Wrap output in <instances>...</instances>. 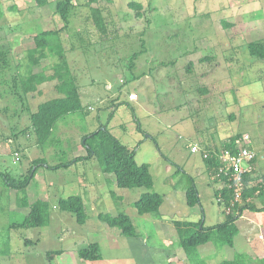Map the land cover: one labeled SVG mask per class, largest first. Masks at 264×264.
<instances>
[{"label": "rangeland", "instance_id": "1", "mask_svg": "<svg viewBox=\"0 0 264 264\" xmlns=\"http://www.w3.org/2000/svg\"><path fill=\"white\" fill-rule=\"evenodd\" d=\"M10 1L16 10L7 9ZM57 1L47 0L41 7L36 0H0L1 10L6 4L4 17H0V50H10L9 69L0 72V174L19 179L29 172L34 160H44L46 164L30 183L26 196L31 202L38 197L46 199L51 206L48 226L12 227L24 220L25 214L16 209L17 197L23 194L8 187L0 176V264H90L71 255L70 250L101 242L103 231L110 227L99 215L121 212L131 218L139 233H148L147 249L177 256L176 248L166 245L175 236L164 228L163 236L169 241L162 245L156 235L160 227L150 225L152 221L173 225L171 220H203L205 227H213L226 212L223 208L222 213L223 205L215 194L221 184L210 175L202 157L204 148L216 145L219 147L213 149L222 150L232 135L242 138V133H247L257 156L252 185L264 183V59L251 56L246 45V40L264 41V30L246 32V4L229 3L224 10L227 0L73 2L77 18L72 30L85 35L78 41L65 32L61 41L86 112L61 119L50 138L39 144L30 114L39 104L59 97L57 81L47 82L27 96L23 82L29 73L27 52L36 48L35 36L64 24L55 11ZM130 2L143 5L141 15L129 7ZM92 7L102 9L109 28L100 43L87 38V31L97 35L87 19ZM229 42L236 47L234 51H226ZM209 53L218 58L206 56ZM34 58L39 59V54ZM57 61L55 56H46L31 71L52 75ZM131 93L139 97L131 102L135 104L129 103ZM101 124H108L113 135L135 151L138 165H149L154 179L151 192L164 197L160 216L139 215L134 203L147 190L120 189L113 174L105 177L97 157L71 165L73 155L87 154L83 138ZM193 146H198L197 154L191 152ZM192 185L200 198L195 207L184 200ZM122 195L128 200L120 201ZM71 196L84 199L88 215L84 225L74 214L58 209L59 199ZM136 196V201H129ZM260 200L264 204V197ZM248 202L257 206L255 200ZM259 217L264 220V214ZM258 239L264 244V233H259ZM257 240L243 252L251 256L253 264L264 259L251 255V249L259 245ZM60 250L63 254L47 256L49 251ZM101 251L107 254L106 247ZM159 264L166 263L160 259Z\"/></svg>", "mask_w": 264, "mask_h": 264}, {"label": "trees", "instance_id": "2", "mask_svg": "<svg viewBox=\"0 0 264 264\" xmlns=\"http://www.w3.org/2000/svg\"><path fill=\"white\" fill-rule=\"evenodd\" d=\"M78 0H59L56 3V13L64 22L59 29H49L41 31L35 36L36 48L29 50L27 56L30 57L27 69L29 70L23 82V92L27 96L29 93L38 91V87L47 83L57 81L55 86L59 97L50 99L39 104L37 110L30 114V121L39 144H44L52 135L55 125L62 119L75 113L86 112L82 104L77 78L71 72L67 58L66 49L61 41V35L69 32L68 36H72V40L83 41L85 34H80L72 30V23L77 18L76 8L73 2ZM98 0H89V2H96ZM41 7L46 6L47 0H36ZM79 2V1H78ZM129 7L136 10L137 15H141L143 5L139 2H130ZM91 14L87 17L93 25V32L97 35H92V32L87 31V38L92 43H100L104 41L109 34V28L106 17L102 9L91 8ZM225 26L229 24L225 23ZM57 40L54 42L53 39ZM95 38H97L95 40ZM99 39V40H98ZM69 40V41H72ZM251 56L264 59V41H254L247 45ZM72 50H76L75 45H72ZM39 54V59H35L34 55ZM138 54L134 55V59ZM46 56H55L58 61L53 65V74L46 75L45 73H33L31 71L34 64ZM133 59V60H134ZM210 59L208 57L204 58ZM10 50H0V72L9 69ZM134 66V64H133ZM127 102H121L120 104ZM118 106V105H116ZM113 113H110L109 121L113 118ZM240 134L232 136L224 144L222 150H230L237 154L238 150L236 144L240 139ZM83 146L87 150V156L78 157L73 160V163L83 160H89L97 157L102 171L105 174H113L115 176L116 184L120 189H135L145 188L147 192L143 193L139 199L134 203V206L139 215L151 214L160 216V208L164 203V197L158 193L151 192L154 186V179L150 172V167L147 164L138 165L135 160V151L130 150L126 145L116 138L110 131L108 124H101L99 128L86 135L83 138ZM206 151V150H204ZM204 151L202 157L204 159ZM212 151V150H211ZM209 151L210 153H212ZM218 152V151H217ZM206 167L210 175H213L217 170L219 163L212 157L211 159H204ZM45 161L36 159L32 162V166L27 174H23L21 178L15 179L10 175L0 174L4 179L5 184L11 189L15 190L18 196L16 200V209L23 212L24 220L21 223L13 224L14 228H42L48 226L51 221V206L46 199L37 198L31 202L30 198L26 196L27 188L32 180L35 179L36 174L44 166ZM70 165V164H69ZM65 165L63 167H68ZM61 166H50V169H59ZM212 173V174H211ZM251 182V173L245 175V183ZM261 187H263L261 185ZM256 193L262 197L263 191L259 186L245 188L243 192V203L240 206L235 204L232 213L226 214L223 223L217 224L213 227H205L203 220L199 222H189L180 220H171L178 234V247L182 248L190 264H206L201 258L200 250L207 246L213 245L216 250H221L225 247H234L235 238L239 233L236 221L242 216L245 210L263 211L264 208L258 210L251 205V199ZM217 199L222 198L223 202L220 205L230 208L231 202L234 199V192L227 187L216 191ZM120 201L121 198H119ZM248 202V203H247ZM186 203L190 207H195L200 203L199 192L195 185H192L186 190ZM58 209L61 212L72 213L76 217V221L84 225L87 221L88 215L86 211V204L81 196H71L69 198H60L58 201ZM238 214H235V213ZM99 218L104 221L110 228H117L121 234L129 238H137L140 236L136 230L133 221L125 213H119L117 216L110 214L99 215ZM30 240H28L29 242ZM101 246L98 243H91L87 247L78 251L79 258L83 261L93 262L102 260ZM63 251H49L47 256L61 255ZM251 257L244 254H236L233 260L224 261L221 264H253ZM257 263L264 264V259L257 261Z\"/></svg>", "mask_w": 264, "mask_h": 264}, {"label": "crops", "instance_id": "3", "mask_svg": "<svg viewBox=\"0 0 264 264\" xmlns=\"http://www.w3.org/2000/svg\"><path fill=\"white\" fill-rule=\"evenodd\" d=\"M231 1L232 0H227V2L225 3L226 7H223L224 10L229 8V3L230 4L234 3L235 6L241 5V4L242 5L246 4V32H251L253 30H259V29L264 30V0H246V2H245V0H233V2H231ZM10 3H12V4L9 5V7L7 9L11 11V10H14L15 8L11 7L12 5H14V2L10 1ZM5 6H6V4L4 3V8H2V10L0 9V17L1 16L4 17ZM236 19H240V17H238ZM232 23H235V21L233 20ZM228 26H233V25L229 24ZM250 42H254V41L249 40L247 42V40H246V45H248ZM212 45L215 46L216 44H212ZM232 45L233 44H231L230 42L227 43L226 44V47H227L226 51H234L236 47H232ZM206 56H208L210 58L211 57L212 58H218V56H216L213 53H209ZM101 102H103V101H101ZM129 103H131V102H129ZM131 104H135V103H131ZM234 135H232V136H234ZM243 135H248V134L242 133V136ZM214 146L217 148L219 147V146L213 145L209 149L204 148V150H206V151L207 150H216L218 152L221 151L220 150L221 147H220V149H213ZM250 146H253V144L251 142V138H250V143L246 144V147L248 149H250L251 151H253ZM83 150L84 149L82 148V151ZM194 154H197V153H194ZM85 156H87V154L84 152L80 153V155H76V156L73 155V160L75 158L85 157ZM256 162H257V157L255 158V160L253 162V166H255L254 167L255 173H254V175H252L253 174V171H252L251 182L249 183V188L255 187V185L253 184L254 185L253 186L252 183L253 182L255 183V179L253 177L257 176V170H256V164L257 163ZM103 174L106 177L107 174H105L104 172H103ZM262 186L263 187L260 186L259 188H260V190L263 191L262 197H264V183L262 184ZM115 194H116V192H115ZM257 195H259V193H256L251 198V200H255V203H256L255 206L257 205L256 209L260 210V209L264 208V204L261 203V200H260L261 196L259 195L260 197H258ZM120 198H121V200L123 199L124 202L126 200H128V199H126V197L124 195H122ZM137 199H138V197L136 196V197L130 199L129 201L134 202ZM184 200H186V193L184 196ZM258 203H259V206H258ZM223 208L224 207L222 206V213L224 214ZM263 214H264V210L260 211V212L245 210L243 212L242 216L236 221V225L239 229V233H238L237 237L235 238L234 247H232V248H230V247L226 248L225 247L221 250H216L215 247L212 245L210 247L205 246L200 250L201 258L204 259L206 264H221L224 261L233 260L236 254H243V252H246V246L248 244L256 241L258 239L259 233L260 234L264 233V220L259 217L260 215H263ZM148 215L149 214L141 215V216L148 217ZM224 220H225V214H224V219H222V221L220 220V223H223ZM153 223H155L156 225H159V227H160V229L156 233V235H157V240H159V241L161 240L162 245H165L164 242L167 243L169 241V239H166L163 236L165 234L163 232L164 228L165 229L167 228L175 236V239L168 242L166 245H168L169 247L170 246L175 247L177 256H171V253L166 254V253H163V251H160L158 254H156V252H154L153 250L147 249L146 246L150 242V238L148 236V233L146 235L144 232H141V233H139L140 234L139 238H136L135 240H133V239L126 240L124 238H121V236H123L121 234V231L118 232L117 230H115L116 228H109L108 230L103 231L101 242H96L101 246V249H103L104 247L107 248V254L105 252H102V256H103L102 260L93 261L94 263L92 262L90 264H159L160 259L162 260V262H164L166 264H188L187 262H189V261L186 257L184 250L182 248L178 247L179 238H178V234L176 232L174 225H170L169 223L167 224L165 222L162 223L161 220H158V219L152 221V223H150V225L153 226L154 225ZM260 231H262V233ZM113 239L115 240L114 242H113ZM246 240H247V243H246ZM257 242H259V245H257L254 249H251L250 252L252 253L251 255L257 256V259H262L261 257L264 256V244H262V242L259 241V239L257 240ZM91 243H95V242H90V243H88V245ZM170 244H172V245H170ZM79 250H80L79 247L74 248L73 250H70V251H72L71 255H73V256L75 254L78 255ZM166 250H167V248H166ZM158 258H159V260H158Z\"/></svg>", "mask_w": 264, "mask_h": 264}, {"label": "built area", "instance_id": "4", "mask_svg": "<svg viewBox=\"0 0 264 264\" xmlns=\"http://www.w3.org/2000/svg\"><path fill=\"white\" fill-rule=\"evenodd\" d=\"M129 101L137 102V94L131 93L129 95ZM249 143L250 136L243 135L236 144L237 154L232 153L230 150H221L220 152L216 150L204 151V159L214 157L219 163L217 170L213 174V179L221 184L220 189L222 190L224 187H227L234 192V199L231 202L230 208L225 209L226 214L232 213L235 204H241L243 202L244 189L246 187L249 188V184L245 183V175L252 173L253 162L257 157L253 151L246 147V144ZM191 152L198 153V146H193ZM222 200V198L218 199L220 203L223 202Z\"/></svg>", "mask_w": 264, "mask_h": 264}, {"label": "clouds", "instance_id": "5", "mask_svg": "<svg viewBox=\"0 0 264 264\" xmlns=\"http://www.w3.org/2000/svg\"><path fill=\"white\" fill-rule=\"evenodd\" d=\"M252 174V173H251ZM249 184V183H248Z\"/></svg>", "mask_w": 264, "mask_h": 264}]
</instances>
